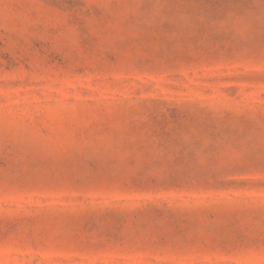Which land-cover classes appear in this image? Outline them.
Listing matches in <instances>:
<instances>
[{
  "label": "rangeland",
  "instance_id": "1",
  "mask_svg": "<svg viewBox=\"0 0 264 264\" xmlns=\"http://www.w3.org/2000/svg\"><path fill=\"white\" fill-rule=\"evenodd\" d=\"M0 264H264V0H0Z\"/></svg>",
  "mask_w": 264,
  "mask_h": 264
}]
</instances>
